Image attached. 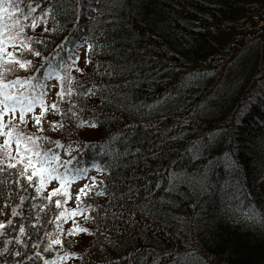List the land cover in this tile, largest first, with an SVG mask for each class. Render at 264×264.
<instances>
[{
	"label": "trees",
	"instance_id": "1",
	"mask_svg": "<svg viewBox=\"0 0 264 264\" xmlns=\"http://www.w3.org/2000/svg\"><path fill=\"white\" fill-rule=\"evenodd\" d=\"M29 4L38 26L25 27L22 38L43 41L32 45L41 56L9 47L34 66L25 71L9 65L5 79L35 77L34 88L19 91L34 101L42 95L47 106L46 72L67 75L75 59L73 95L61 101L55 79L43 131L33 119L42 112L38 103L34 111L40 113H27V124L19 123V111L3 122L52 141L40 143L60 156L59 173L70 179L75 169H87L97 181L94 192L105 195L81 197L94 210L64 222L57 217L76 209L75 200L57 208L54 202L65 197L50 202L55 189L47 184L38 194L18 175L21 165H0V223L6 225L0 229V264H264L263 48L235 104L217 114L208 108L242 56L232 57L233 28L249 22L264 30V15L235 20L239 10H256L236 0H25L24 13ZM88 44L97 45L94 52H87ZM80 48L91 63L81 64ZM88 89L95 95L83 94ZM54 103L62 112L74 104L77 116L97 127H76L71 113L51 110ZM60 123L63 128L52 130ZM4 140L0 136V145ZM56 141L71 145L72 155ZM11 151L15 156L14 140ZM250 209L255 220L242 214ZM73 221L93 234L67 235ZM57 237L62 244L52 243Z\"/></svg>",
	"mask_w": 264,
	"mask_h": 264
},
{
	"label": "snow or ice",
	"instance_id": "2",
	"mask_svg": "<svg viewBox=\"0 0 264 264\" xmlns=\"http://www.w3.org/2000/svg\"><path fill=\"white\" fill-rule=\"evenodd\" d=\"M79 3V0H76ZM25 3V0H0V136H4L5 140L2 145H0V154L3 155V159H0V165H5L7 169H15L17 165H21L22 167L18 169V175L27 183L28 187L35 186L36 192L39 194L41 193L46 185L51 182L52 180H57L60 183V188L53 190L49 193L48 199L51 202L52 197L54 196H64L65 199L62 202L61 200H56L55 206L57 208L63 207V205L67 204L68 200L72 198L70 191L68 190V185L71 183H75L80 179L87 178V169H75L70 179H68L65 174L59 173L58 165H61V158L55 152H51L49 149H43L42 144L40 141H46L48 143H52V141H47V138L44 137H37V136H30L25 135L24 133L18 131L19 125L13 124L11 120L7 123L3 122V117L11 113L13 115V119L15 118V114L19 111V123L20 124H27L25 116L27 113L34 111V107L36 103L42 109L40 116H34L33 119L35 120V124L38 127V131H43V127L41 124L43 115L48 111V107L45 106L43 101V96L35 100L31 98L24 92L19 91V87H28L34 88L35 85L33 84V80L35 77L28 78L26 80L16 79L14 81L7 82L5 77L6 74L12 71L9 68V65H18L20 69L28 71L29 69L33 68V61L32 60H21L17 58V56L13 52H9L7 49L9 47L17 48L19 47L21 52H28L32 56L40 57L41 52L35 50L32 45L34 43H43L41 40H33L31 38H22L24 33L25 27H31L33 30L38 26V18L32 17L31 13H34L36 9L32 7L30 4L27 5L28 12L24 13L23 8L21 5ZM97 3H100V0H97ZM51 11V10H49ZM48 13H45L47 15ZM20 15L24 16V19L27 20L31 17L32 23L30 25H25L20 20ZM44 31H48L47 28ZM103 34V33H102ZM97 45L88 44L87 45V52L92 53L95 51ZM76 60H73L72 65H68L66 68L67 75H61L59 72H50L45 79L53 77L59 82L60 84V91L57 93L60 100L63 101L66 96L70 97L73 95V77L71 76V70L75 65ZM86 63H91L90 60H86ZM76 71L82 72V69L76 68ZM65 81H67V85H65ZM43 87V86H41ZM95 88V86H93ZM16 89V91H13ZM46 94V93H45ZM85 95H95V91L93 89L86 90ZM27 101V103H26ZM51 110L61 115H68L71 113L73 118L77 119L76 127L78 128H95L97 127V123L92 121H86L80 119L77 116V113L73 110L75 105L72 104L66 111L62 112V110L58 107L57 104H52ZM11 125V127H9ZM63 123L60 124H53L52 130H59L63 128ZM7 129V131H5ZM13 140L16 145V155L13 156L11 151V145ZM57 148H66V154L71 156V145H63L59 141L55 142ZM23 149V150H21ZM15 161V162H12ZM66 168V166H65ZM98 172H104L105 169H96ZM4 171L3 167H0V172ZM69 171L66 168V172ZM30 173V174H29ZM34 179L37 180V183L34 185ZM92 183L91 186L85 184L76 195V203L77 208L71 210L70 212L65 209L62 211L57 220L63 219L64 222H67L69 217H75L78 215H84L85 212L93 211L90 205H85L84 201L81 197H88L90 194L94 192L97 186V181L95 177L91 178ZM4 181L0 179V184H3ZM19 183V180H17ZM100 184H104V181H99ZM97 196L105 195L104 190H99L94 192ZM24 200L21 198V204H23ZM65 212H68V215H65ZM246 219L255 220L257 218V213L255 210H249L246 213H242ZM12 216L18 215L16 209H12L11 212ZM85 219L91 220L93 217L85 216ZM261 223H264V215L260 216ZM9 224L12 223L11 220L8 221ZM74 227L70 229L67 233L69 236L78 235L80 233H86L88 235H92L93 233L89 231V229L81 227L75 224L73 221ZM6 225L4 223H0V229H4ZM60 228V225H57ZM20 235L23 236L25 234V230L23 227L20 228ZM2 234V233H0ZM61 234H63L61 232ZM20 241H17L19 243ZM57 245L62 244V241L57 237L55 240L52 241ZM47 251V249H45ZM3 253H0L2 255ZM17 256L20 255L19 252L16 253ZM39 255V253H37ZM68 255L66 254L62 259H67ZM31 259V257L29 258Z\"/></svg>",
	"mask_w": 264,
	"mask_h": 264
},
{
	"label": "rangeland",
	"instance_id": "3",
	"mask_svg": "<svg viewBox=\"0 0 264 264\" xmlns=\"http://www.w3.org/2000/svg\"><path fill=\"white\" fill-rule=\"evenodd\" d=\"M232 1V0H229ZM238 3H243L246 6H253L256 10L251 11L249 13H245V11H237L236 15H234V19L238 20L240 18H246L248 20L254 19L257 17L258 14L264 15V0H236ZM259 9V10H258ZM261 22H257V27L260 25ZM253 24H250L247 22L244 27H234L233 28V39L236 46L233 47V55L232 57H235L236 55L242 54L240 60H237L233 67H232V73H233V79L227 80L222 90L217 91V101L214 105L208 107L211 112H214L213 114H217L219 111H226L230 106H233L235 102L237 101L241 90L245 85L247 84L248 80L251 77V73L253 72L251 68L255 66V58L258 55V51L261 50V48L264 49V30H261V28H253L251 27ZM262 34V42H255L257 40V35ZM255 36V39L253 36ZM254 39V41H253ZM79 58L81 64H85V53L82 48L78 50ZM260 54V53H259ZM257 67V66H256ZM52 72L51 70H48L46 72V76ZM255 72V71H254ZM47 86L49 89V100L50 97H52L55 83H54V76L47 78ZM49 105V104H48ZM211 112H208L209 115ZM39 110H35L34 114H39ZM213 118V117H212ZM225 119H221L220 123H222ZM218 123V119L215 122H211L212 125H215ZM90 175L87 176L85 179H80L76 181L75 183H71L69 185L68 190L71 193L72 198L71 201L75 200L76 203V195L79 192L80 188L84 185V183L89 182ZM59 185L57 180H52L48 183L49 189H56ZM74 203V204H75Z\"/></svg>",
	"mask_w": 264,
	"mask_h": 264
}]
</instances>
